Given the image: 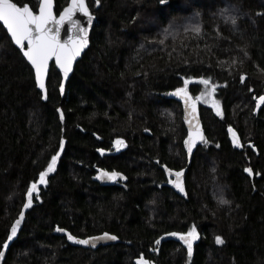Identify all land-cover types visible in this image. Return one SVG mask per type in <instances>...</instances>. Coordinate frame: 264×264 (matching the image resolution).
Listing matches in <instances>:
<instances>
[{"label": "trees", "instance_id": "obj_1", "mask_svg": "<svg viewBox=\"0 0 264 264\" xmlns=\"http://www.w3.org/2000/svg\"><path fill=\"white\" fill-rule=\"evenodd\" d=\"M86 1L96 15L90 47L63 94L51 66L46 102L0 25V250L28 187L60 151L4 264H138L141 257L150 264H264V0ZM13 2L33 11L39 4ZM67 3L55 0V13ZM185 79L207 141L191 153L184 143L190 129L172 97ZM98 169L125 180L100 186ZM181 169L183 193L169 183ZM193 225L189 257L168 234ZM57 227L79 238L107 232L119 242L73 247L54 234Z\"/></svg>", "mask_w": 264, "mask_h": 264}, {"label": "snow or ice", "instance_id": "obj_2", "mask_svg": "<svg viewBox=\"0 0 264 264\" xmlns=\"http://www.w3.org/2000/svg\"><path fill=\"white\" fill-rule=\"evenodd\" d=\"M164 2L165 0H161V3ZM96 3L99 4L100 0H96ZM75 12L83 13V15L88 18V22L91 23L92 14L89 11L86 0H71L68 6L60 12L58 18L53 15V0H40L38 14L34 13L28 4H24L23 7H20L17 3L13 2V0H0V22H3L7 32L10 34L11 40L15 43V45L19 46L23 56L31 64L32 69H34L36 85L42 93H45L43 98H46L45 75L48 71L49 59L54 57L61 72L65 77H67L68 73L72 70L73 59L80 54L81 49L87 44V29L81 27L79 22L73 20V14ZM231 20L233 24L236 23L235 17H231ZM65 21H68L69 24L73 25V27H75L80 34L75 38L69 36L67 40L61 41L59 36L60 27ZM69 31L71 32L72 28H69ZM193 31L198 33L200 29L198 26H195ZM161 43H163V41H161ZM245 55H247V52H245ZM235 62L236 61L234 60L233 63ZM189 79H185V87H178L172 93L173 95L183 99L186 107L192 104L191 97L188 95L187 91ZM240 79L242 82L244 81L245 77L243 74H241ZM200 82L204 85L209 84V80L204 78H201ZM60 89L61 92L64 91L63 81L60 82ZM215 89L216 85L213 84L211 91L214 92ZM259 99L260 101H264V96H260ZM217 105L218 101H213V107H217ZM57 111L59 112L60 110L57 109ZM217 114H221L219 110L217 111ZM61 119H63L62 115ZM229 131L232 132L231 127H229ZM197 139L203 143H207L198 124L194 128L190 127L189 135L184 141L185 147L189 153L192 152L193 146L195 145ZM114 143L117 146L124 145V141L120 139H117L114 141ZM233 144L238 147L240 146L239 141L235 137L234 133ZM60 147L61 149L64 147L63 138L60 140ZM98 151L103 153L104 149H98ZM59 156L60 151H56V153L51 156L47 167L39 173V180L31 183V185L28 187L26 193L27 200L20 211L19 218H17L11 225L7 239L4 241L5 248L9 247V242L13 241L14 237L17 235L18 227L25 215L24 210L31 206L33 202V193L38 192L37 184L48 183L46 177L49 173L55 170L57 158ZM245 171L251 173V169L246 168ZM165 172L171 174L173 170L165 166ZM182 173L183 169L176 171L175 180L169 179V183L173 184L175 188L183 193L185 189L181 180ZM117 176H120V173L114 171L105 172L101 169L99 178L104 179L106 177L109 180H114ZM35 198L39 199V195H36ZM221 202L227 203V201L223 200ZM56 230L59 232L66 231L65 229L59 227H57ZM168 235L178 237L180 241H182L186 246L188 255L191 257L193 251V241L196 240L198 236L195 225H193L187 232H174ZM67 238L69 241H73L77 244L90 245L91 247H96V242L98 240L118 239V237L115 235H111L107 232L103 233L99 237L86 238H79L72 235L71 233H67ZM215 240L218 245L224 243V240L219 235L215 237ZM156 243L159 244L160 241L157 240ZM4 254V251L0 250V257H3ZM138 264H150V262L145 261L141 257L138 260Z\"/></svg>", "mask_w": 264, "mask_h": 264}, {"label": "water", "instance_id": "obj_3", "mask_svg": "<svg viewBox=\"0 0 264 264\" xmlns=\"http://www.w3.org/2000/svg\"><path fill=\"white\" fill-rule=\"evenodd\" d=\"M71 2V0H68V3L66 6H64L62 8L61 11H63L64 8H66L68 6V4ZM39 3H40V0H39ZM86 4H87V1H86ZM164 3H161V5H164ZM88 6V4H87ZM20 7H23V6H20ZM89 8V7H88ZM60 11V12H61ZM89 11L91 12L90 8H89ZM39 12V4H38V7L36 9V11H34V13L38 14ZM55 13V0H53V15L56 16L57 18L59 17V14ZM92 14V21L91 23L88 22V18L86 16L83 15V13L81 12H75L73 14V20L74 21H77L79 22L80 26L83 27V28H86L87 29V44L81 49L80 51V54L75 57L72 61V70L68 73V76L65 77L63 75V73L61 72L59 66L56 64V61H55V58L54 57H51L48 61V71L45 75V84H46V98H43L45 96V93H42L41 90L37 87L36 85V82H35V85H36V89L41 93V100L42 102H46L47 101V79H48V74H49V71H50V68L51 66L53 65L54 68L57 70V72L60 74L61 76V81L64 82V88L66 86V83L68 82L69 78L71 77L72 73H73V70H74V67L75 65L80 61V59L82 58V56L87 52V50L89 49L90 47V34H91V31L95 25V22H96V15ZM0 25L4 28V30L6 31L9 39L11 40V37H10V34L7 32V29L6 27L3 25V22H0ZM54 27V26H53ZM69 28H72V31L70 32L69 31ZM80 33L78 32V30L73 27V25L69 24L68 21H65L61 27H60V33H59V36H60V39L61 41H64V40H67L69 38V36H72V37H76L78 36ZM12 44L14 45V47L21 53V55L23 56V53L22 51L20 50L19 46L15 45V43L11 40ZM25 47H26V42H25ZM23 58L25 59V61L27 62V64L31 67L32 69V66L31 64L27 61V59L23 56ZM33 71V74H34V78H35V72H34V69H32ZM61 91V89H60ZM64 92V91H63ZM63 92H61V94H63ZM172 97L173 99L181 106V110H182V121L183 123L190 129V127L194 128L197 124L199 125V128L201 130V125H200V118H199V110H198V105L194 102V100L191 98L192 100V104H190L189 106H185V103L183 101V99H181L180 97L178 96H175L172 94ZM193 105H194V108H193ZM199 140L197 139L196 142H198ZM196 144V143H195ZM100 170L101 169H98L97 170V175H96V181L98 182V184L100 186H113L115 183L121 181V180H125L124 176L122 173H120V176H117L114 180H109L107 179L106 177L104 179H100L99 178V175H100ZM105 172H113V171H107V170H104ZM116 172V171H114ZM119 173V172H118ZM22 220H21V223L18 227V230H17V235L14 237L13 241H10L9 242V247L5 248L4 247V243L2 244V247H1V250L4 251V256L3 257H0V264H4V261L6 259V256L8 254V251L10 249V247L12 246V244L17 240L19 234H20V231L22 229ZM57 229V228H56ZM55 229L54 231V234L55 235H58V236H64L66 237V240L68 242V244H70L71 246L73 247H79V248H83V249H87V250H90V249H97L99 247H104V246H108V245H113V244H116L119 242V239L117 240H108V239H104V240H98L96 242V247H91L90 245H80V244H77L73 241H69L68 238H67V233H69L68 231H65V232H59ZM10 232V231H9ZM9 234V233H8ZM103 234V233H102ZM102 234H98V235H95V236H91V237H99L101 236ZM7 239V238H6ZM197 239L193 241V246L195 245Z\"/></svg>", "mask_w": 264, "mask_h": 264}, {"label": "rangeland", "instance_id": "obj_4", "mask_svg": "<svg viewBox=\"0 0 264 264\" xmlns=\"http://www.w3.org/2000/svg\"><path fill=\"white\" fill-rule=\"evenodd\" d=\"M258 105H259V103H258ZM233 133L235 134V137L237 138L236 133H235L234 131H232V132H231V139H232V142H233ZM237 139H238V138H237Z\"/></svg>", "mask_w": 264, "mask_h": 264}, {"label": "bare ground", "instance_id": "obj_5", "mask_svg": "<svg viewBox=\"0 0 264 264\" xmlns=\"http://www.w3.org/2000/svg\"><path fill=\"white\" fill-rule=\"evenodd\" d=\"M108 171V170H107ZM117 172V171H116ZM120 173V172H119Z\"/></svg>", "mask_w": 264, "mask_h": 264}]
</instances>
